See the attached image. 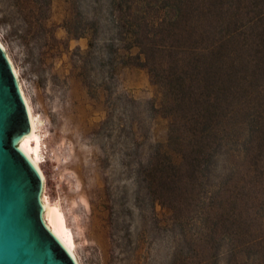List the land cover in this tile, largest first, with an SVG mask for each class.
I'll return each mask as SVG.
<instances>
[{
	"label": "trees",
	"instance_id": "16d2710c",
	"mask_svg": "<svg viewBox=\"0 0 264 264\" xmlns=\"http://www.w3.org/2000/svg\"><path fill=\"white\" fill-rule=\"evenodd\" d=\"M49 3L39 0L45 18ZM91 8L92 17L63 21L69 38L87 37L91 49L106 28L111 57L146 69L160 94L145 106L167 119V137L136 178L180 229L170 264H264V0Z\"/></svg>",
	"mask_w": 264,
	"mask_h": 264
},
{
	"label": "rangeland",
	"instance_id": "374dc122",
	"mask_svg": "<svg viewBox=\"0 0 264 264\" xmlns=\"http://www.w3.org/2000/svg\"><path fill=\"white\" fill-rule=\"evenodd\" d=\"M71 14L94 16L91 0H50L47 18L39 0H0V41L39 120L45 195L80 264H170L180 229L136 178L167 137V119L145 106L158 88L146 69L111 57L106 28L91 49L87 37L69 38Z\"/></svg>",
	"mask_w": 264,
	"mask_h": 264
},
{
	"label": "water",
	"instance_id": "95a60500",
	"mask_svg": "<svg viewBox=\"0 0 264 264\" xmlns=\"http://www.w3.org/2000/svg\"><path fill=\"white\" fill-rule=\"evenodd\" d=\"M30 119L0 46V264H77L42 219V179L17 143Z\"/></svg>",
	"mask_w": 264,
	"mask_h": 264
},
{
	"label": "bare ground",
	"instance_id": "6f19581e",
	"mask_svg": "<svg viewBox=\"0 0 264 264\" xmlns=\"http://www.w3.org/2000/svg\"><path fill=\"white\" fill-rule=\"evenodd\" d=\"M1 48L5 51L8 60L12 66L14 74L17 78L20 92L25 100L29 119H30V132L21 137L18 141L17 145L19 149L29 158V160L33 163L35 168L38 170L41 179H42V190H41V202H42V219L48 229L58 238L64 248L68 251V253L72 256L77 264L79 260L77 258L75 252V242L70 231L66 228V225L61 217L59 209L53 205H50L48 202L47 196L45 195V186H46V176L41 167V162L44 160L41 153V133L39 131V120L34 116L33 109L30 105V102L25 94V91L22 87L21 81L19 79L18 71L13 65L11 59L9 58L4 45L0 41Z\"/></svg>",
	"mask_w": 264,
	"mask_h": 264
}]
</instances>
